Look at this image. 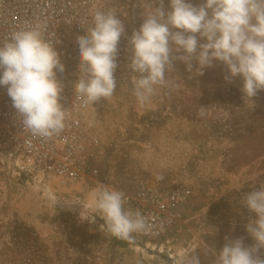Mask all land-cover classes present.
Returning a JSON list of instances; mask_svg holds the SVG:
<instances>
[{
  "label": "rangeland",
  "instance_id": "374dc122",
  "mask_svg": "<svg viewBox=\"0 0 264 264\" xmlns=\"http://www.w3.org/2000/svg\"><path fill=\"white\" fill-rule=\"evenodd\" d=\"M158 4L143 0V19ZM175 69L166 73L168 85L144 106L133 95L139 74L129 70L116 79L113 97L89 109L84 137L99 177L74 187L51 182L42 188L18 177L0 184V264H177L185 249L196 251L201 264H213L210 242L242 235L254 243L245 229L254 214L242 198L261 184L232 187L237 136L231 120L211 113L216 104L199 98L200 75L179 61ZM101 186L131 196L148 188L190 192L165 239L172 259L106 231L90 206Z\"/></svg>",
  "mask_w": 264,
  "mask_h": 264
},
{
  "label": "clouds",
  "instance_id": "9594fccd",
  "mask_svg": "<svg viewBox=\"0 0 264 264\" xmlns=\"http://www.w3.org/2000/svg\"><path fill=\"white\" fill-rule=\"evenodd\" d=\"M125 26L114 11H96L92 25L76 38L79 78L76 98L94 104L114 96L117 88L118 44ZM130 68L138 73L133 95L144 106L159 87L168 85L166 73L179 61L189 73L203 75L216 62L227 69L225 80L242 79L244 99L264 90V0H159L156 10L144 16L128 38ZM65 66L40 27L22 28L0 43V87L7 89L12 107L33 136L49 138L64 128L65 108L60 103L63 86L57 72ZM204 107L201 106V114ZM125 192L99 187L91 207L102 217L106 231L121 240L148 234L154 225L139 210L125 207ZM242 206L254 214L245 225L254 243L244 238L226 239L213 264H264V185L242 198ZM84 208V207H83ZM85 211V208H84ZM177 264H201L196 251L185 249Z\"/></svg>",
  "mask_w": 264,
  "mask_h": 264
},
{
  "label": "built area",
  "instance_id": "2783aa9c",
  "mask_svg": "<svg viewBox=\"0 0 264 264\" xmlns=\"http://www.w3.org/2000/svg\"><path fill=\"white\" fill-rule=\"evenodd\" d=\"M98 10L114 11L125 26L114 74L116 79L125 78L131 70L128 38L143 22V0H0V43L14 31L38 26L58 51L65 66L57 78L63 86L60 103L66 113L61 132L49 138L33 136L21 125L6 86L0 87V184L18 177L42 188L51 182L74 187L100 176L84 137V122L94 104L83 103L74 91L80 63L76 38L85 34ZM126 197L125 207L139 210L154 225L150 233L134 234L132 240L148 253L172 259L165 239L190 192L161 193L148 188Z\"/></svg>",
  "mask_w": 264,
  "mask_h": 264
},
{
  "label": "crops",
  "instance_id": "0c3cea01",
  "mask_svg": "<svg viewBox=\"0 0 264 264\" xmlns=\"http://www.w3.org/2000/svg\"><path fill=\"white\" fill-rule=\"evenodd\" d=\"M226 73L227 69L219 62L206 68L197 86L199 98L215 103L216 106L210 112L226 120L230 119L231 133L237 136L233 147L235 163L231 173L232 187L240 190L245 186L264 185V90L259 91L252 100H245L241 92L242 79L237 77L228 82L224 78ZM226 237H243L246 246L253 244L247 236L224 235L216 242H210L209 247L218 253L226 243Z\"/></svg>",
  "mask_w": 264,
  "mask_h": 264
}]
</instances>
